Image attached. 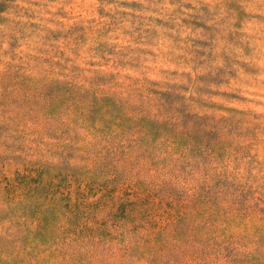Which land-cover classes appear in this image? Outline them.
Here are the masks:
<instances>
[{
	"label": "clouds",
	"instance_id": "obj_1",
	"mask_svg": "<svg viewBox=\"0 0 264 264\" xmlns=\"http://www.w3.org/2000/svg\"><path fill=\"white\" fill-rule=\"evenodd\" d=\"M0 264H264V0H0Z\"/></svg>",
	"mask_w": 264,
	"mask_h": 264
},
{
	"label": "rangeland",
	"instance_id": "obj_2",
	"mask_svg": "<svg viewBox=\"0 0 264 264\" xmlns=\"http://www.w3.org/2000/svg\"><path fill=\"white\" fill-rule=\"evenodd\" d=\"M26 187H31V184L29 183V177L27 175H25V177L23 178V180L21 181ZM61 184H63V181H61ZM89 189H91V185H89ZM65 191H67V189H65ZM77 195H83L82 193H77ZM71 202V200L69 201ZM151 205H145V208L150 207ZM165 208L167 209V211L164 213V215H160L156 218L157 220V224H158V228L165 226V225H170V223L176 219V222L178 224L183 223V219H177L178 217V213L175 211V206L172 204H168L165 206ZM164 211V210H162ZM198 218H199V213L196 212L195 209L191 210Z\"/></svg>",
	"mask_w": 264,
	"mask_h": 264
}]
</instances>
